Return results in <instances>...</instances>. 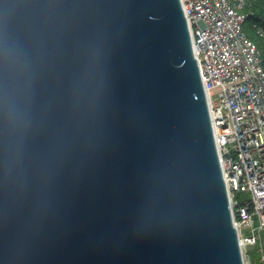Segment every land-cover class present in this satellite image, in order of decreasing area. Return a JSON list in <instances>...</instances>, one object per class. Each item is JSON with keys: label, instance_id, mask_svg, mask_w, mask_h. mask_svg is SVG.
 <instances>
[{"label": "water", "instance_id": "obj_1", "mask_svg": "<svg viewBox=\"0 0 264 264\" xmlns=\"http://www.w3.org/2000/svg\"><path fill=\"white\" fill-rule=\"evenodd\" d=\"M0 264H246L181 0H0Z\"/></svg>", "mask_w": 264, "mask_h": 264}, {"label": "built area", "instance_id": "obj_2", "mask_svg": "<svg viewBox=\"0 0 264 264\" xmlns=\"http://www.w3.org/2000/svg\"><path fill=\"white\" fill-rule=\"evenodd\" d=\"M208 95L242 248L264 236V77L221 0H181ZM243 1V0H241ZM264 31V28H261ZM236 192L249 194L238 202ZM248 232H247V230ZM264 261V254L262 255Z\"/></svg>", "mask_w": 264, "mask_h": 264}, {"label": "trees", "instance_id": "obj_3", "mask_svg": "<svg viewBox=\"0 0 264 264\" xmlns=\"http://www.w3.org/2000/svg\"><path fill=\"white\" fill-rule=\"evenodd\" d=\"M246 9L245 10L248 13V16L247 20L244 22V29L249 37L257 42L262 52V61L264 65V40L259 36L254 28L255 22H260L264 25V0H248ZM235 200L238 202H246L249 200V196H246L243 192H236ZM249 253L256 261V264H264V261L262 260L264 248L261 250L260 246L257 244L249 250Z\"/></svg>", "mask_w": 264, "mask_h": 264}, {"label": "bare ground", "instance_id": "obj_4", "mask_svg": "<svg viewBox=\"0 0 264 264\" xmlns=\"http://www.w3.org/2000/svg\"><path fill=\"white\" fill-rule=\"evenodd\" d=\"M224 4L227 11L232 13V19H238L239 31L241 36L246 42L247 47L252 50V53L258 60V69H260L261 75L264 77V65L262 61V52L257 44V42L250 38L244 29V22L247 20L248 13L246 12V6L248 0H221ZM246 9V10H245ZM261 20V19H260ZM256 21V20H255ZM254 28L259 34L260 37L264 40V31L261 28H264V25L260 22L254 23ZM216 142H219V134H215ZM221 158V153H220ZM222 167L226 166V159H221Z\"/></svg>", "mask_w": 264, "mask_h": 264}, {"label": "rangeland", "instance_id": "obj_5", "mask_svg": "<svg viewBox=\"0 0 264 264\" xmlns=\"http://www.w3.org/2000/svg\"><path fill=\"white\" fill-rule=\"evenodd\" d=\"M243 194H245L246 196H249L248 193H245L243 192ZM247 230V229H246ZM248 232V230H247ZM260 246V249L262 250L264 248V236L262 238V241L260 244H258ZM254 247V246H252ZM252 247H247V248H243V253H244V259H245V263L246 264H256V261L253 259V257H251L250 253H249V250L252 248Z\"/></svg>", "mask_w": 264, "mask_h": 264}]
</instances>
